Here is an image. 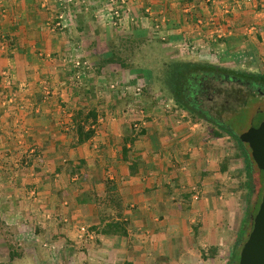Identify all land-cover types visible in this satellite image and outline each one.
I'll return each instance as SVG.
<instances>
[{"label":"crops","instance_id":"crops-1","mask_svg":"<svg viewBox=\"0 0 264 264\" xmlns=\"http://www.w3.org/2000/svg\"><path fill=\"white\" fill-rule=\"evenodd\" d=\"M99 4L107 19L118 10L117 26L159 39L170 58L264 72V0ZM54 9V0L0 1V220L48 222L52 236L85 248L89 264H234L252 198L241 148L231 151L225 137L158 103L135 109L134 123L93 103L96 120L85 128L94 133L77 143L73 116L82 104L60 74L78 43L47 31ZM85 42L78 51L91 56ZM110 220L125 234L103 233ZM79 225L92 235L78 239Z\"/></svg>","mask_w":264,"mask_h":264},{"label":"rangeland","instance_id":"rangeland-1","mask_svg":"<svg viewBox=\"0 0 264 264\" xmlns=\"http://www.w3.org/2000/svg\"><path fill=\"white\" fill-rule=\"evenodd\" d=\"M108 1L110 4L113 2L112 0ZM99 2L101 0H54L55 14L48 20L47 31L52 34H70L68 37L71 40L75 41L77 39L78 46L71 48L73 55L69 59L64 58L61 61L63 72L60 74L67 83V89L78 94V96L76 95L77 101L81 100L82 105L80 104L81 106L77 110L83 109V112L86 113L91 109L90 105L99 102L107 109L106 112L109 116L122 117L134 123L137 121V119H133L135 109L143 110L150 103H158L167 104L169 108L174 106L175 108L171 109H176V114L184 113L185 117H193L191 112L177 105L171 97V92L159 79L171 60L188 59L168 57L170 54H167L159 39L143 34L129 33L130 29L123 28V22L122 26L111 24L110 19H107L100 12ZM111 22L113 21L111 20ZM103 23L105 25L97 28L99 24ZM82 41H86L85 43L91 50L94 49L89 53L91 56L97 55V53L101 55L96 56L97 59L99 57L98 64L96 61L92 62L95 58L91 60V56H88L86 52L78 51L80 50L79 44L82 45ZM85 43L83 46L86 45ZM82 53L85 57L79 55ZM112 55L115 59L112 62L104 63L103 60L112 57ZM40 57L45 58V54L42 53ZM52 57L54 58V56L48 54L46 59ZM46 61L48 60L41 61V64ZM208 63L215 65L217 68L235 69L264 75L262 70L252 69L248 66L231 67L212 62ZM6 74L4 73V75ZM10 81L12 82L11 79ZM42 84L47 87V81ZM6 85L11 86L12 83ZM21 87H25V85ZM95 91L100 92L99 98L96 97ZM248 91L247 87L238 83L211 79L205 82L204 91L197 95L196 100L210 116L228 125L240 136L249 127L256 108L264 101V97L256 89L251 91L250 94ZM107 93H110L111 96L107 97ZM102 112L105 113V110ZM194 119L200 123L199 127L202 132L211 130L219 133L221 138L225 137L223 141L231 143L226 144L224 142L231 148V151L240 148L238 142L229 134L224 133L220 127L214 126L200 117ZM243 144L251 157L247 143L243 142ZM250 165L254 191L248 207L250 219L246 223L245 233H242L241 242L242 240L245 241L251 230V219L256 213V206L260 201L263 186V177L252 158ZM19 219L16 216L14 220L11 219L12 221L0 220V244L3 242L10 247L7 252L0 251V264H89L85 248H81L80 245L68 240L62 232L52 236L54 230L52 232L47 231L49 230L48 222L39 224L26 221L22 222V225ZM57 223H55L57 229H61L66 222ZM53 225L54 223L51 224V226ZM18 228L21 231L17 237L13 231L18 230ZM84 237L78 239L84 240ZM9 256L12 257L11 260ZM235 257H239L238 250ZM234 264H238V261H235Z\"/></svg>","mask_w":264,"mask_h":264},{"label":"trees","instance_id":"trees-1","mask_svg":"<svg viewBox=\"0 0 264 264\" xmlns=\"http://www.w3.org/2000/svg\"><path fill=\"white\" fill-rule=\"evenodd\" d=\"M114 59L115 58L112 55V57L105 59L103 61L104 63H109V61L112 62ZM218 72H224L229 75H233L235 77L234 79H239L241 83L237 81H234V83H238L241 84L242 86L247 87L249 90L248 91L249 94L257 87H261V88L264 87V75L256 74L253 72H247V71H238L235 69L220 68V67L217 68L215 65L208 62L182 60V59H174L173 61L171 60L167 64V69L162 73L159 79L162 80L161 82L164 83L167 89L171 92V97L174 99L177 105L191 112L194 118L200 117L205 119L204 117H202V115L198 114L196 111H194L192 108L189 107L191 106V104L187 99L191 96V93L193 91L195 92V90L200 91L202 93L204 91V84L206 81H210L211 79L219 80L216 77H212V76H216ZM227 82H233V81H227ZM90 118H92V122L96 120V112L93 109L88 110L86 113L83 112V109H79L74 113L73 122L75 127V134L77 135V143H81L93 135L94 133L93 129H91L90 127H88L87 129L85 128L86 123ZM207 121L212 123L214 126L220 127L221 130L224 131V133L229 134L238 142L242 150V153L247 158V164L250 166L251 157L248 155L243 142L239 140L238 135L233 131V129L228 125L214 119V117H212L211 119H207ZM219 135L220 134L215 131L211 133V136L213 137H220ZM79 167L80 166H77L76 169L77 170L80 169ZM252 192H253V183L250 176V182L248 183V195L251 196ZM79 200H82V198L78 197L77 201ZM256 207L258 208V205ZM248 219H250V216ZM102 232L103 233L113 232L124 235L125 229L121 222L110 220L108 222H105ZM244 233L245 232H243V234ZM243 242L244 240H242L241 244ZM11 258L12 257L9 256L10 260ZM234 260L238 261V257H233V261Z\"/></svg>","mask_w":264,"mask_h":264},{"label":"water","instance_id":"water-1","mask_svg":"<svg viewBox=\"0 0 264 264\" xmlns=\"http://www.w3.org/2000/svg\"><path fill=\"white\" fill-rule=\"evenodd\" d=\"M247 143L253 162L261 172L263 186L252 227L239 251L238 264H264V101L256 108L249 127L238 136Z\"/></svg>","mask_w":264,"mask_h":264},{"label":"flooded vegetation","instance_id":"flooded-vegetation-1","mask_svg":"<svg viewBox=\"0 0 264 264\" xmlns=\"http://www.w3.org/2000/svg\"><path fill=\"white\" fill-rule=\"evenodd\" d=\"M212 77H216L218 79H221L222 81H233V82L237 81L241 83L239 79H234L235 77L233 75H229L224 72H218L216 76H212ZM256 90L264 97V87L262 88L257 87ZM200 93H201L200 91H196V90L195 92L193 91L191 93V96L187 99L189 103L191 104V106L189 107L192 108L194 111H196L198 114L202 115V117H204L206 120L211 119L212 117L200 107L199 102L196 100L197 95Z\"/></svg>","mask_w":264,"mask_h":264},{"label":"built area","instance_id":"built-area-1","mask_svg":"<svg viewBox=\"0 0 264 264\" xmlns=\"http://www.w3.org/2000/svg\"><path fill=\"white\" fill-rule=\"evenodd\" d=\"M68 1H70V0H68ZM247 1H249V0H247ZM110 12H111L110 19L113 21L112 23L114 25H116L117 24V19L119 20V12L115 8L111 9ZM112 88H113V85H112ZM138 111L139 110H137V112ZM134 126H136V125H134ZM78 230H79V237L91 236L92 235L91 231H89L88 228L85 225H80Z\"/></svg>","mask_w":264,"mask_h":264}]
</instances>
